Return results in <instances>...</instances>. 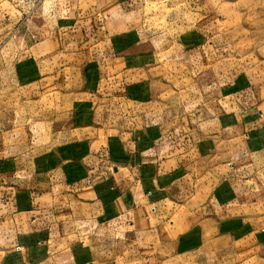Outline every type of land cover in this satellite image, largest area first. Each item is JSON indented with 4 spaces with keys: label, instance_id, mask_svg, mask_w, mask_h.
Wrapping results in <instances>:
<instances>
[{
    "label": "rangeland",
    "instance_id": "1",
    "mask_svg": "<svg viewBox=\"0 0 264 264\" xmlns=\"http://www.w3.org/2000/svg\"><path fill=\"white\" fill-rule=\"evenodd\" d=\"M107 1H68L73 11L66 18L80 24L71 37L76 46L67 43L65 53L79 57L75 63L58 56L59 92L46 87L50 91L42 94L35 85L20 87L14 80L11 70L23 45L11 27L50 21V12L64 0H0V119L8 139L0 157L13 156L18 168L39 166L43 177L34 174L39 182H69L88 174V183L111 184L108 191L115 192L118 169L129 168L123 181L132 180V166L141 177L154 176L149 160H162L184 146L187 134L203 131L224 134L208 143L220 163L250 144L263 149L254 159L264 179V143L242 139L264 135V0H140L132 17L115 9L99 11ZM58 14L59 19L63 13ZM8 16L12 21L6 25ZM88 146L92 156H80ZM81 166L90 171L84 174ZM18 175L23 174L11 175L14 182ZM256 189L260 204L254 207L264 213V185ZM15 191L0 187V199ZM75 196L71 203L60 198L58 216L94 215L96 208L80 203L85 195ZM6 225L0 217V230ZM115 239L109 235L110 257ZM6 244L1 242V248Z\"/></svg>",
    "mask_w": 264,
    "mask_h": 264
},
{
    "label": "crops",
    "instance_id": "2",
    "mask_svg": "<svg viewBox=\"0 0 264 264\" xmlns=\"http://www.w3.org/2000/svg\"><path fill=\"white\" fill-rule=\"evenodd\" d=\"M68 1L60 2L57 10L50 12V21L34 19V23L28 20L11 27L23 45L21 57L11 70L20 87L35 85L42 94L51 89L55 94L59 92L55 81L62 71L58 56L69 57L65 53L66 44L76 46L71 37L80 24L66 18L73 11ZM139 1L108 0L99 4L102 6L99 11L109 13L115 9L132 17V12L139 11V4L134 5ZM58 13H63L59 19ZM2 15L7 17L6 13ZM71 55L74 57L69 59L76 63L79 54ZM198 109L209 110L207 106ZM209 118L215 120L207 115ZM3 123L0 119V152L8 145L7 135L1 129ZM187 136L183 147L175 148L162 160H149L148 172L155 173L154 176L141 177L140 170L129 166L132 180L123 181L130 174L129 168L124 172L117 166L113 177L115 192L108 191L113 188L111 184L88 183L86 173L90 169L84 166L81 170L86 175L74 181L46 183L34 179L35 172L43 177L39 175V166L33 170L26 165L18 168L13 156L0 157V177L4 178L0 187L16 189L12 196L0 199V211L5 208L0 217L7 223L0 230V244L9 243L5 248L0 246V264H264V220H261L264 213L254 207L260 204L254 192L256 186L264 185L254 154L263 149L250 144L240 155L220 163L215 160L218 153L208 143L224 134L202 131ZM256 137L251 133L244 138L242 135L244 141L255 138V143L258 139L264 143V135ZM82 151L80 156H92L89 146ZM206 154L212 157L204 161ZM73 155L79 153L75 151ZM140 155L141 152L139 158ZM15 173L23 174L18 175L21 178L16 182L11 176ZM78 193L85 195L81 204L96 208L94 215L90 211L88 216L86 213L58 216L60 198L70 202L72 197L77 199ZM88 193L91 196L85 200ZM110 234L116 237V248L112 249L115 255L111 257Z\"/></svg>",
    "mask_w": 264,
    "mask_h": 264
}]
</instances>
